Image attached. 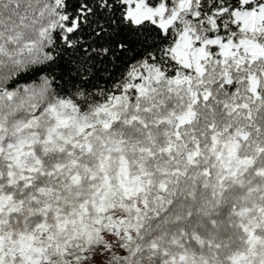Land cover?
<instances>
[{
  "label": "snow or ice",
  "instance_id": "snow-or-ice-1",
  "mask_svg": "<svg viewBox=\"0 0 264 264\" xmlns=\"http://www.w3.org/2000/svg\"><path fill=\"white\" fill-rule=\"evenodd\" d=\"M0 264H264V0H0Z\"/></svg>",
  "mask_w": 264,
  "mask_h": 264
}]
</instances>
